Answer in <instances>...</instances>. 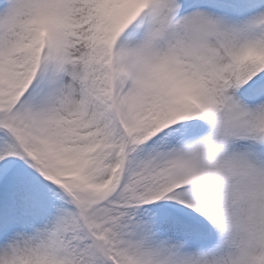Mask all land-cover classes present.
I'll use <instances>...</instances> for the list:
<instances>
[{"label": "snow or ice", "instance_id": "1", "mask_svg": "<svg viewBox=\"0 0 264 264\" xmlns=\"http://www.w3.org/2000/svg\"><path fill=\"white\" fill-rule=\"evenodd\" d=\"M0 264H264V0H0Z\"/></svg>", "mask_w": 264, "mask_h": 264}]
</instances>
